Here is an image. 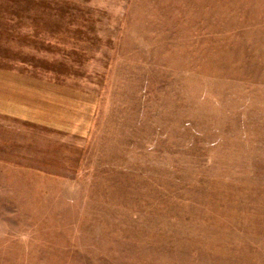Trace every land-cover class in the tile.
<instances>
[{"label":"rangeland","instance_id":"rangeland-1","mask_svg":"<svg viewBox=\"0 0 264 264\" xmlns=\"http://www.w3.org/2000/svg\"><path fill=\"white\" fill-rule=\"evenodd\" d=\"M0 264H264V0H0Z\"/></svg>","mask_w":264,"mask_h":264}]
</instances>
